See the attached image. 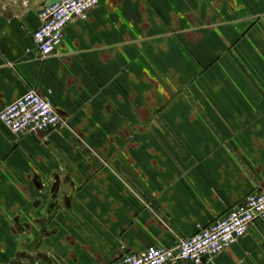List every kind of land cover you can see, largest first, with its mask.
Returning <instances> with one entry per match:
<instances>
[{"label": "crops", "instance_id": "obj_1", "mask_svg": "<svg viewBox=\"0 0 264 264\" xmlns=\"http://www.w3.org/2000/svg\"><path fill=\"white\" fill-rule=\"evenodd\" d=\"M52 1L0 0V111L35 89L63 121L0 122V264H114L264 190V0H98L41 57ZM170 264H264V219Z\"/></svg>", "mask_w": 264, "mask_h": 264}, {"label": "built area", "instance_id": "obj_2", "mask_svg": "<svg viewBox=\"0 0 264 264\" xmlns=\"http://www.w3.org/2000/svg\"><path fill=\"white\" fill-rule=\"evenodd\" d=\"M98 0H58L38 11L39 26L33 33V43L41 57L55 52L63 40L66 25L74 18H85ZM0 122L10 132L55 131L62 118L50 101L35 89H29L0 111ZM255 218L264 219V190L248 194L244 201L231 208L225 216L182 238L171 247L149 246L139 253H126L114 264H170L178 261L200 263L223 251L242 237Z\"/></svg>", "mask_w": 264, "mask_h": 264}, {"label": "water", "instance_id": "obj_3", "mask_svg": "<svg viewBox=\"0 0 264 264\" xmlns=\"http://www.w3.org/2000/svg\"><path fill=\"white\" fill-rule=\"evenodd\" d=\"M56 1H58V0H56ZM56 1H52V2H50V3H48V4H51V3L56 2ZM37 133H39L40 136H43V135H44V132H43V131H39V132H37ZM205 258H206V257H204L203 259H205Z\"/></svg>", "mask_w": 264, "mask_h": 264}]
</instances>
